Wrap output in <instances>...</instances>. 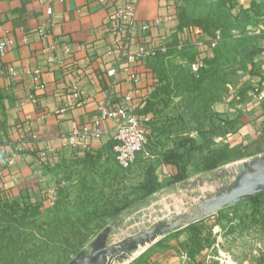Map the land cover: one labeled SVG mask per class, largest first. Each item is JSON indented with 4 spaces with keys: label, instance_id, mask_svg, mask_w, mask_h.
I'll use <instances>...</instances> for the list:
<instances>
[{
    "label": "crops",
    "instance_id": "obj_1",
    "mask_svg": "<svg viewBox=\"0 0 264 264\" xmlns=\"http://www.w3.org/2000/svg\"><path fill=\"white\" fill-rule=\"evenodd\" d=\"M218 3L0 0V43L11 41L0 56V212L5 202L45 204L56 210L41 218L52 221L67 211L90 210L93 205L86 200L98 192H105L104 200L115 193L123 207L103 227L113 225L109 242H114L148 227L147 222L151 225L184 210L192 204L191 196L197 200L206 196L199 195L204 180L217 188L215 176L227 165L191 171L178 180L177 166L165 161L160 145L151 158L140 156L131 168H122L114 150L116 122L97 121L106 106L125 108L147 133L176 122L182 116V95L166 97L161 88L167 77L175 80L179 70L196 76L208 70L206 59L215 57L225 35L218 25L210 33L204 20L214 17ZM128 4L135 7V18L127 31H121L112 16ZM49 6L52 14L47 13ZM222 12L238 25L228 34L245 39V44L235 61L225 66L228 91L212 105L210 122L215 126L237 120L232 131L216 141L248 146L253 155L244 158H252L264 153V0L228 1ZM158 54H165L162 74L155 66ZM194 63L197 71L192 70ZM74 85L82 91L79 99L74 97ZM186 125V130L193 128L189 135L199 140L195 124ZM96 128L102 131L100 137L92 135ZM76 129L87 131L86 143L69 141ZM162 139L167 149L174 147V136ZM11 156L14 159L8 162ZM148 166L155 168L158 187L136 192ZM202 172L213 176L198 178ZM260 208L261 212L252 203L233 204L196 222L201 229L197 238L189 225L115 264H264Z\"/></svg>",
    "mask_w": 264,
    "mask_h": 264
},
{
    "label": "trees",
    "instance_id": "obj_2",
    "mask_svg": "<svg viewBox=\"0 0 264 264\" xmlns=\"http://www.w3.org/2000/svg\"><path fill=\"white\" fill-rule=\"evenodd\" d=\"M228 1L235 3L237 0H219L214 17L210 21L204 19L211 26L207 28L210 33L214 32L218 25L225 34L216 47L215 57L206 59L208 70L200 71L199 76L192 75L187 70H179L175 80L167 77L168 83L161 88L166 97H171V94L182 95V116L174 123L153 127L151 132L147 133L148 145L144 151L137 154L136 161L143 155H149L148 158H151L155 155L156 146H162L165 161L178 168L175 174V179L178 180L185 179L192 167L196 171L213 170L253 155L248 146L224 140L216 141V137L225 138L237 120L215 126L210 122L212 105L221 101L228 91L229 81L225 66L235 61L242 45L245 44V39H237L228 34L229 29L238 27L222 12ZM204 20L199 24H203ZM247 42L252 43L250 39ZM164 58L165 54H158L155 60L159 74L165 71L162 67ZM186 122L195 124L199 140L189 135L193 128L186 130ZM165 135L175 137L173 148H166L167 144L162 139ZM132 165L127 168L120 166L128 169ZM157 187L155 168L148 166L144 181L135 187V191L149 193ZM102 193L105 194L101 191L97 196L87 198L85 203L93 205L90 210L85 208L83 211H67L63 217L58 216L52 221L41 218L42 215L56 210L50 205L5 202L0 212V264H67L84 248L91 236L103 229L106 219L116 217L123 207V204L118 203V194L114 193L112 198L104 200ZM121 194L126 197L127 193ZM263 195L264 191L238 204L250 201L255 206V211L261 212L262 204L259 199ZM126 200L127 198L122 200L124 204ZM1 201L0 198V205ZM190 227L194 229L197 238L201 229L196 228V223Z\"/></svg>",
    "mask_w": 264,
    "mask_h": 264
},
{
    "label": "water",
    "instance_id": "obj_3",
    "mask_svg": "<svg viewBox=\"0 0 264 264\" xmlns=\"http://www.w3.org/2000/svg\"><path fill=\"white\" fill-rule=\"evenodd\" d=\"M215 178L220 185L213 192L125 238L109 242L113 225L106 226L88 248L80 250L67 264H115L122 256L136 252L140 247L263 192L264 153L222 168Z\"/></svg>",
    "mask_w": 264,
    "mask_h": 264
},
{
    "label": "built area",
    "instance_id": "obj_4",
    "mask_svg": "<svg viewBox=\"0 0 264 264\" xmlns=\"http://www.w3.org/2000/svg\"><path fill=\"white\" fill-rule=\"evenodd\" d=\"M47 13H53L52 7H48ZM135 14L136 10L132 4H128L119 9L118 12L112 16L116 22L115 26L117 29L127 31L128 26L133 23ZM9 42L11 43L10 40L2 41L0 43V56H4L6 53ZM141 50L143 51L144 48H141ZM198 68V64H192L193 71H197ZM10 71L14 72L13 69ZM73 90L74 97L79 99L82 91H80L79 87L76 85L73 86ZM106 118H112L116 122L115 136L117 144L114 147L116 160L122 167L127 168L136 161L137 154L144 151L148 145L147 131L135 115L122 107L115 110H109L106 106H102L100 118L97 121V124L100 125L102 120ZM101 134V129L96 128L92 135L93 137H100ZM68 138L71 143L77 144L82 141L86 143L89 136L85 129H76L68 136ZM14 156L9 157L7 161L12 162Z\"/></svg>",
    "mask_w": 264,
    "mask_h": 264
},
{
    "label": "rangeland",
    "instance_id": "obj_5",
    "mask_svg": "<svg viewBox=\"0 0 264 264\" xmlns=\"http://www.w3.org/2000/svg\"><path fill=\"white\" fill-rule=\"evenodd\" d=\"M250 158H251V157H247V158H243V159L236 160V161H237L236 163L241 162V161L248 160V159H250ZM234 163H235V162L233 161V162L227 163V164H225V165L229 166V165H233ZM193 168H194V167H192V172H195L196 170L193 169ZM215 172H218V170L215 171ZM196 174H198V173L192 174V176H195ZM197 176H198V178H208V177L213 176V172H202V173L198 174ZM193 178H194V177H193ZM215 188H216V185H210V184L207 183V181H206L205 186H202V187L200 188V194H199V195L204 196V195H206L207 193H211V192H213V191L215 190ZM197 198H198V196H196V197H192V196H191V198H190L191 203H194V202L198 201ZM263 199H264V195L261 196V198L259 199V200L261 201L260 203L262 204V209H263V213H264V200H263ZM243 203H247V204H249V203H251V202L248 201V202H243ZM243 203H240V204H243ZM223 210H226V209H223ZM150 223H151V222H147V223H145V225H146V226H149ZM101 230H102V229H101ZM101 230H100V231H101ZM97 234H98V233H97ZM97 234L95 235V237L97 236ZM92 237H94V236H91V238H92ZM87 245H88V244H87Z\"/></svg>",
    "mask_w": 264,
    "mask_h": 264
},
{
    "label": "bare ground",
    "instance_id": "obj_6",
    "mask_svg": "<svg viewBox=\"0 0 264 264\" xmlns=\"http://www.w3.org/2000/svg\"><path fill=\"white\" fill-rule=\"evenodd\" d=\"M141 248H143V247H140L139 250H140ZM124 256H125V255H124ZM126 258H127V257H126ZM123 262H124V261H123ZM121 264H122V263H121Z\"/></svg>",
    "mask_w": 264,
    "mask_h": 264
}]
</instances>
